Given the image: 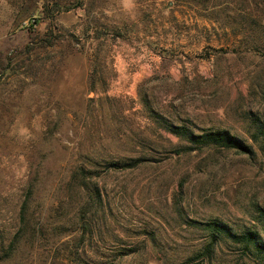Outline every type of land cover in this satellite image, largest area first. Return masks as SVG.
<instances>
[{"label":"rangeland","instance_id":"1","mask_svg":"<svg viewBox=\"0 0 264 264\" xmlns=\"http://www.w3.org/2000/svg\"><path fill=\"white\" fill-rule=\"evenodd\" d=\"M258 121L264 0H0V264H261Z\"/></svg>","mask_w":264,"mask_h":264},{"label":"trees","instance_id":"2","mask_svg":"<svg viewBox=\"0 0 264 264\" xmlns=\"http://www.w3.org/2000/svg\"><path fill=\"white\" fill-rule=\"evenodd\" d=\"M255 129L252 132V139L259 143V149L264 154V124L260 121L255 122ZM166 129L177 136L180 139L187 141L190 145L186 146L185 149L187 151L194 150L198 147L204 146H213V147H222V148H232L236 149L241 153L250 154L252 152L251 146L247 145L244 141H242L237 136L231 134L228 130H212L206 129L201 132H194L192 129L188 128L185 125H176L172 123H168L166 125ZM82 170V168H81ZM89 199L86 202L85 211H89L90 207L88 206L90 201L93 203L96 199L100 198V194L98 191H91L89 194ZM29 200V194L26 196V199L22 203L20 209V220L22 222L25 221V213L27 212V204ZM262 215H264V211L260 210ZM206 228L209 230V243L206 246V252H212L214 246L221 241L223 238L224 241L227 239L232 242L239 243L245 250L248 251H256V257L259 258L261 264L264 263V242L261 241L259 234L255 230H246L243 232H235L224 223L211 220L207 222ZM89 229L87 223L83 226V233ZM253 251V252H254ZM78 264H88L84 260L78 262Z\"/></svg>","mask_w":264,"mask_h":264}]
</instances>
